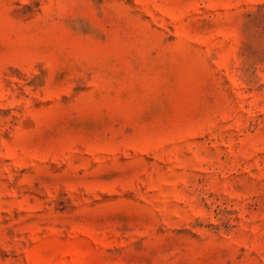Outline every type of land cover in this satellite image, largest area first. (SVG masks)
I'll return each instance as SVG.
<instances>
[{
    "label": "rangeland",
    "instance_id": "1",
    "mask_svg": "<svg viewBox=\"0 0 264 264\" xmlns=\"http://www.w3.org/2000/svg\"><path fill=\"white\" fill-rule=\"evenodd\" d=\"M0 264H264V0H0Z\"/></svg>",
    "mask_w": 264,
    "mask_h": 264
}]
</instances>
